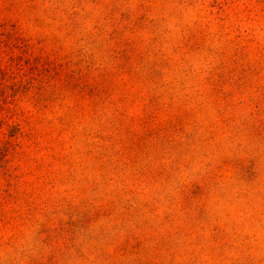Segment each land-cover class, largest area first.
<instances>
[{
	"label": "rangeland",
	"instance_id": "374dc122",
	"mask_svg": "<svg viewBox=\"0 0 264 264\" xmlns=\"http://www.w3.org/2000/svg\"><path fill=\"white\" fill-rule=\"evenodd\" d=\"M0 264H264V0H0Z\"/></svg>",
	"mask_w": 264,
	"mask_h": 264
}]
</instances>
